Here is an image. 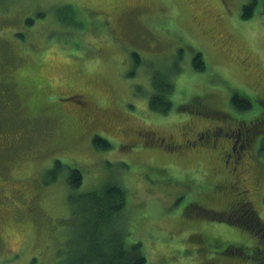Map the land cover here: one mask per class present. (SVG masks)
Listing matches in <instances>:
<instances>
[{
    "label": "rangeland",
    "instance_id": "1",
    "mask_svg": "<svg viewBox=\"0 0 264 264\" xmlns=\"http://www.w3.org/2000/svg\"><path fill=\"white\" fill-rule=\"evenodd\" d=\"M246 2L0 0V77L14 83L23 100L19 119H24L17 129H7L2 120L11 119L10 109L0 108V185L8 195L0 198V264H73L71 244H66L72 232L71 168L82 175L76 192L109 182L126 189L116 223L127 242L141 244L144 264H255L225 249L232 243L250 252L257 237L224 216L215 218L225 201L203 199L229 177L227 169L238 184L248 181L252 195L263 198L264 219V123L250 129V141L242 144L244 136L237 141L243 153L238 167L229 161L237 139L232 127L264 114V0L243 19ZM218 39L226 49L217 47ZM133 52L146 63L133 66ZM196 52L201 70L192 65ZM153 64L179 71L172 78L167 113L148 106ZM56 88L83 94L90 113L105 118L102 129L81 123L83 117L68 106L59 109L57 100L77 101ZM235 92L251 101L250 109L232 105ZM42 105L47 107L39 113ZM81 125L83 132L76 135ZM140 129L152 143L129 139L135 140L129 134ZM200 129L208 135L199 143H183ZM93 130L110 146L87 139ZM5 139L12 146L1 150ZM166 143L183 154L171 156L178 151ZM245 156L248 164L242 162ZM56 159L65 167L46 174ZM252 165L256 182L250 179Z\"/></svg>",
    "mask_w": 264,
    "mask_h": 264
},
{
    "label": "trees",
    "instance_id": "2",
    "mask_svg": "<svg viewBox=\"0 0 264 264\" xmlns=\"http://www.w3.org/2000/svg\"><path fill=\"white\" fill-rule=\"evenodd\" d=\"M259 0H247V2L243 5L242 8V18L247 19L252 16L256 5ZM217 47H223L226 49L225 42H222L220 39L216 42ZM102 43H99V46H102ZM87 54V52H85ZM88 55V54H87ZM89 56V55H88ZM132 61L133 66H140V64H145L146 61L140 58L138 53H132ZM2 57H0L1 59ZM192 65L196 69H203L204 64L201 59V54L196 52L192 59ZM136 67V68H137ZM150 95L148 98V106L150 110L158 113H167L171 110L172 107V92L174 90V83L172 81L173 75L178 73L179 71L169 72V69L166 71L161 70L159 67L154 69V64L150 66ZM2 72L6 73V70H2ZM141 72V71H140ZM140 72H137L139 74ZM152 72V73H151ZM134 72H131V76ZM98 81V80H96ZM99 82V81H98ZM100 83V82H99ZM101 84V83H100ZM14 83L7 82V80H3L0 77V108L8 107L10 109L9 116L11 119L2 120L5 127L7 129H17L19 127V123L24 119H19L20 113H23L19 108L21 107L23 100L19 98L17 94H15V89H13ZM106 85V84H104ZM16 86V85H15ZM108 86V85H107ZM140 86V85H139ZM137 88H139L137 86ZM46 92H52L51 88L45 89ZM44 90V91H45ZM57 90V88H56ZM98 91L101 92L102 88H97ZM59 94H71L76 98L77 102L69 103L62 102L57 100V107L59 109L70 107L74 113L81 115L83 119H81V123H84L87 120L86 124H91V126L99 127V130L102 129L103 125L106 124L105 118L97 115V112L93 111L90 113V108L88 106V101L85 96L79 92H75L72 90L68 91H60L57 90ZM56 92V93H57ZM57 93V94H58ZM105 94V93H103ZM144 94V92H143ZM109 95V94H105ZM5 100V101H3ZM199 100V98L197 99ZM230 101L232 105L239 110H248L251 108V101L235 92L232 94ZM9 103V105H5ZM188 109H192L198 113L208 116V113H205L202 109L191 108L188 107V104H184ZM192 105V104H191ZM47 106L42 105L39 108V113L45 110ZM49 108V107H48ZM186 108V109H187ZM67 114V113H65ZM36 115V114H35ZM76 116V115H75ZM264 114H255L248 121H240L238 125L254 128L257 130V124L264 123ZM78 118V117H77ZM79 119V118H78ZM84 121V122H83ZM145 121V120H144ZM147 122V121H146ZM192 123V122H187ZM185 123V124H187ZM184 124V125H185ZM83 126L81 125L80 131L76 135H81L83 132ZM249 129V130H250ZM253 129V130H254ZM202 130H196L192 133L191 139L185 138L183 143H187L186 145L192 143H199V135L202 134ZM94 130L87 137V139L92 138V141L95 146L100 147H108V141L101 136L94 134ZM243 133L245 132V128L243 129ZM123 135L128 136V134L123 133ZM133 135L132 142L139 143H152V139H148L149 134L145 130H133L129 137ZM75 136V134H74ZM72 136V137H74ZM245 135L244 141H246ZM71 137V138H72ZM163 140V137H158ZM73 139V138H72ZM71 139V140H72ZM123 140H126L123 138ZM9 139H5V145H2L1 150H3V146L10 145ZM141 142V143H142ZM167 144V149L170 148L172 151H178L170 153L172 155L183 154L181 152L182 149H173L171 147L172 144ZM260 146L264 152V138L261 140ZM241 152V157H242ZM174 157V156H173ZM176 160V159H175ZM232 157L231 161L232 162ZM243 163L248 164V158L245 156L243 158ZM173 163V162H171ZM233 163V162H232ZM175 164V163H174ZM258 165V164H257ZM65 167L64 164L60 162L59 159L54 160L53 168L48 169L46 174L55 175L57 171H61ZM224 167V166H223ZM232 167V165L230 166ZM242 167L241 165L239 166ZM209 168V167H208ZM225 168V167H224ZM243 168V167H242ZM241 168V169H242ZM256 167L253 168L252 172L255 174ZM228 173L229 177L224 179L223 182L218 183L214 186V189L211 193H214L216 196L213 197L214 194H209L208 197L203 199L207 200H220L218 202H224L223 207H220L219 212L215 213V218H221L224 216L225 220L229 223L239 226L242 229L254 234L257 237V242L254 248L249 252L243 248V245L236 244H227L226 245V253L229 255H240L242 259L250 258L255 264H264V219L261 216L262 211V203L263 198H257L255 194L252 195L253 187L251 183L244 181V183L238 184L237 179L235 177V173H230L229 170L225 169ZM230 171H232L230 169ZM211 172V171H210ZM82 175L79 169L71 168L68 170V183L70 187L73 189L68 194L69 198V223L71 225L72 232L68 235L66 244L71 246L73 254L70 256H74L73 264H144L145 256L141 249V244L139 242L129 243L126 240L124 231L117 225L116 217L121 213L127 201V192L126 189L119 182H109L104 184L98 189L76 192L75 188L79 187L81 184ZM253 182L258 181L256 174L254 177H250ZM243 178H238V181H242ZM51 182V181H50ZM249 187L251 192L247 190L249 193H246V188ZM2 185H0V198H6L8 195L4 194L2 189ZM229 193V194H228ZM246 193V194H245ZM221 194V195H220ZM228 194V199H225V195ZM213 212V211H212ZM75 238H72L73 236ZM71 237V238H70ZM60 239V238H59ZM80 239V240H79ZM59 246V245H58ZM57 246V247H58ZM238 257V256H237Z\"/></svg>",
    "mask_w": 264,
    "mask_h": 264
},
{
    "label": "flooded vegetation",
    "instance_id": "3",
    "mask_svg": "<svg viewBox=\"0 0 264 264\" xmlns=\"http://www.w3.org/2000/svg\"><path fill=\"white\" fill-rule=\"evenodd\" d=\"M235 130H236V132H237L236 135H237V137H238L239 139H241L242 136L245 137V135L249 134L246 130H245L246 133H243V130H242L241 127H236ZM207 135H208L207 132H203L201 135H199V138H205ZM246 139H248V140L250 141L251 137H250V138L246 137ZM246 142H247V141H246ZM244 147H245V146H244ZM246 148H247V147H246ZM235 152H236L235 157H234L233 160H232V162H233V164H232L233 169H236V168L238 167V166H237V161H239V160L241 159V152H240V150H235Z\"/></svg>",
    "mask_w": 264,
    "mask_h": 264
}]
</instances>
